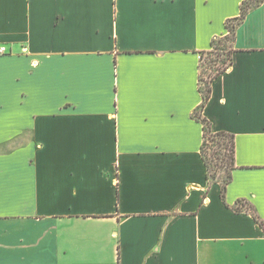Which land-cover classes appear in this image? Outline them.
Returning <instances> with one entry per match:
<instances>
[{
    "label": "crops",
    "instance_id": "obj_1",
    "mask_svg": "<svg viewBox=\"0 0 264 264\" xmlns=\"http://www.w3.org/2000/svg\"><path fill=\"white\" fill-rule=\"evenodd\" d=\"M245 0H0V264H264V3L203 110L202 53Z\"/></svg>",
    "mask_w": 264,
    "mask_h": 264
},
{
    "label": "trees",
    "instance_id": "obj_2",
    "mask_svg": "<svg viewBox=\"0 0 264 264\" xmlns=\"http://www.w3.org/2000/svg\"><path fill=\"white\" fill-rule=\"evenodd\" d=\"M262 3H264V0H245L240 7V16L226 22L227 34L214 39L211 44V50L201 55L199 92L202 97V103L196 109L193 117L203 125V142L200 152L207 170L208 185L220 184L221 197L224 201L227 187L232 181V173L236 168L235 136L227 132H213L209 121L203 116V110L210 100L213 81L232 66L233 41L236 26L243 22L251 9L259 7ZM228 41H230L229 47L226 45ZM215 53L216 59L212 62L216 66L213 64L210 69L203 71V55H213ZM222 175L225 178L220 180ZM234 210L250 214L264 230V222L259 218L250 204L245 201H239Z\"/></svg>",
    "mask_w": 264,
    "mask_h": 264
},
{
    "label": "rangeland",
    "instance_id": "obj_3",
    "mask_svg": "<svg viewBox=\"0 0 264 264\" xmlns=\"http://www.w3.org/2000/svg\"><path fill=\"white\" fill-rule=\"evenodd\" d=\"M226 45H227V47H229L230 46V41L226 42ZM215 59H216V53L213 54V55L204 54L203 55V71H206L207 69H210L213 64H214V66H216L215 63L212 62ZM222 178L224 179L225 176L222 175L220 177V180H222Z\"/></svg>",
    "mask_w": 264,
    "mask_h": 264
},
{
    "label": "built area",
    "instance_id": "obj_4",
    "mask_svg": "<svg viewBox=\"0 0 264 264\" xmlns=\"http://www.w3.org/2000/svg\"><path fill=\"white\" fill-rule=\"evenodd\" d=\"M11 51L5 45L0 44V56L10 54Z\"/></svg>",
    "mask_w": 264,
    "mask_h": 264
}]
</instances>
